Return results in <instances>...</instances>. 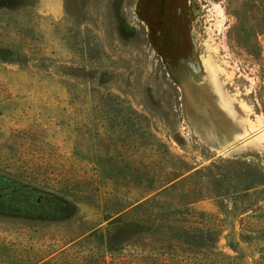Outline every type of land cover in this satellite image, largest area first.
Listing matches in <instances>:
<instances>
[{"label": "rangeland", "instance_id": "374dc122", "mask_svg": "<svg viewBox=\"0 0 264 264\" xmlns=\"http://www.w3.org/2000/svg\"><path fill=\"white\" fill-rule=\"evenodd\" d=\"M43 1L0 0V264H264V0ZM97 158L182 173L121 254Z\"/></svg>", "mask_w": 264, "mask_h": 264}, {"label": "trees", "instance_id": "16d2710c", "mask_svg": "<svg viewBox=\"0 0 264 264\" xmlns=\"http://www.w3.org/2000/svg\"><path fill=\"white\" fill-rule=\"evenodd\" d=\"M94 127H97V124H93ZM130 129L129 131H131ZM136 131V130H134ZM133 131V133H134ZM93 162L95 169L99 172L101 177H105L108 180H112L115 184L120 185V187L128 186L135 191H140L139 196L137 198H133L132 201L126 204H123V199H119L118 196L115 197V200L109 204L108 208H104V214L102 216V220L107 222L106 228L101 232L96 229L93 230L89 236L95 235L100 240V245L98 247H103L104 252L109 254H121L122 246L125 241L130 240L133 237L138 235H158L159 230L155 229L150 232L148 220H150L149 214L147 213H139L143 208H156L160 209L163 205L168 204L165 201L166 192L172 189L176 182H178L179 178L182 176V173L177 174L175 171H170L167 179L159 180L157 177L149 176L145 171L146 166L141 164H131L125 166H116L108 160H102L97 158ZM159 180V181H158ZM263 185L262 182H257L250 187L244 188L242 191L246 192L249 189H254ZM97 191V190H96ZM91 192H94L91 190ZM237 193V192H235ZM64 195H67L69 198H72L71 201H83L81 198H78L76 192H67ZM119 195V194H118ZM84 197V196H81ZM182 197V196H181ZM85 199L91 204L95 201L98 202L97 199H94L93 196H86ZM124 205V206H123ZM135 212L139 213L135 216ZM174 219V218H173ZM172 221L169 220L170 231L175 233L178 237L184 238L185 241L188 242L195 238H201L205 235V232L199 226L196 227H184L177 226V218ZM160 218L156 216L151 220L152 225L159 226ZM173 223V224H172ZM206 233L211 235L210 231L206 230ZM203 234V236H202ZM219 261H215L213 264H224L218 263ZM106 264L105 259H100V264ZM118 264V263H115ZM131 264H134L132 262ZM226 264H230L227 262Z\"/></svg>", "mask_w": 264, "mask_h": 264}, {"label": "crops", "instance_id": "0c3cea01", "mask_svg": "<svg viewBox=\"0 0 264 264\" xmlns=\"http://www.w3.org/2000/svg\"><path fill=\"white\" fill-rule=\"evenodd\" d=\"M45 3V4H43ZM41 4H43V9L46 13L48 14H52L53 16H57L60 12V4H61V0H53V6H51V8L49 7V5L43 1Z\"/></svg>", "mask_w": 264, "mask_h": 264}]
</instances>
